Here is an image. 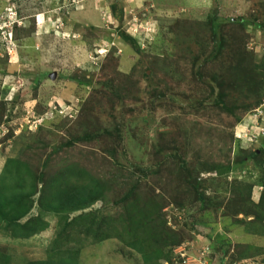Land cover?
<instances>
[{"label": "rangeland", "instance_id": "obj_1", "mask_svg": "<svg viewBox=\"0 0 264 264\" xmlns=\"http://www.w3.org/2000/svg\"><path fill=\"white\" fill-rule=\"evenodd\" d=\"M0 103V174L19 161L27 192L39 177L21 223L48 225L27 240L2 225L0 264L70 250L76 264H144L127 247L135 190L189 264L205 247L206 264L264 263V0H0ZM70 174L103 193L68 219H107L109 239L82 235L87 222L55 247L39 199Z\"/></svg>", "mask_w": 264, "mask_h": 264}, {"label": "trees", "instance_id": "obj_2", "mask_svg": "<svg viewBox=\"0 0 264 264\" xmlns=\"http://www.w3.org/2000/svg\"><path fill=\"white\" fill-rule=\"evenodd\" d=\"M228 170V168H219L217 171L220 175H223ZM23 173L19 161L7 160L0 174V227L3 225V228H1L3 232L10 234L13 239L19 240L30 239L48 229L47 223L39 217L29 218L21 223V220L29 214L32 208V197L37 192V184L40 183L39 177L33 176L31 185L28 186L30 192H27V186L23 184ZM80 177L78 175L75 180H72V174L68 178L60 175L53 176L49 185H46V189L51 190H43L41 193L39 199L41 208L45 212L55 214L58 219L59 232L55 239V247L62 238L69 237L67 233L73 232L78 225L87 222L92 225L80 227V230L77 228L85 237H93L96 242H102L112 237L109 230H104V226H109V223L106 224L107 219L100 225L89 219L90 214H81L75 219H68L67 214L85 210L102 198L103 188L99 181L81 184V182H78ZM130 199L134 203L131 204L130 211H125L124 219L130 220L127 229L132 231L133 240L130 244H127V247L136 252L144 264H150L153 261H161L160 264L162 262L163 264H174L177 256L174 254L173 248L180 245L177 244L178 240L171 241L170 236H168L173 229L168 226L167 218L166 220L163 219L161 209L141 202L136 190L130 192L125 198V200ZM259 200V205H264V198L259 197ZM244 216L253 218L249 223L261 225L262 220L257 219L254 214ZM109 222L123 224L121 219L109 220ZM113 232L116 233L117 239L123 241L124 232L119 231L118 228L115 230V227ZM151 238L153 242L149 246L147 241ZM185 248L188 251L190 249L189 246H185ZM52 251H56V249ZM152 252L155 255L154 258ZM77 254V252L70 250L64 252L60 257H49L46 261L27 264H76L72 263V260Z\"/></svg>", "mask_w": 264, "mask_h": 264}, {"label": "built area", "instance_id": "obj_3", "mask_svg": "<svg viewBox=\"0 0 264 264\" xmlns=\"http://www.w3.org/2000/svg\"><path fill=\"white\" fill-rule=\"evenodd\" d=\"M42 120H40V122H41ZM168 223H169V221H168ZM170 225V224H169ZM168 225V226H169ZM170 227L171 228H173V226H172V224L170 225ZM191 249H192V247H190ZM184 251H182V252H178V253H175V255L177 256V259L174 261V264H189V259L188 258H190V256L192 255V254H188L189 252H188V250L184 247V249H183ZM208 251H207V247H205V249H201L198 253H197V256L199 257V262L201 263V264H206V253H207ZM191 257H196V255L195 256H191Z\"/></svg>", "mask_w": 264, "mask_h": 264}, {"label": "water", "instance_id": "obj_4", "mask_svg": "<svg viewBox=\"0 0 264 264\" xmlns=\"http://www.w3.org/2000/svg\"><path fill=\"white\" fill-rule=\"evenodd\" d=\"M52 79H55V74L52 75Z\"/></svg>", "mask_w": 264, "mask_h": 264}]
</instances>
